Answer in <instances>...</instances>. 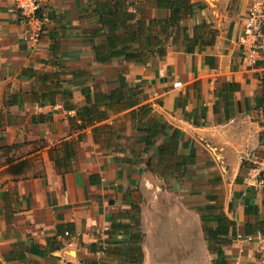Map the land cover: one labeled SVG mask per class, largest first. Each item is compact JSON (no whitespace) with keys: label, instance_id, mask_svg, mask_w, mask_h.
<instances>
[{"label":"crops","instance_id":"1","mask_svg":"<svg viewBox=\"0 0 264 264\" xmlns=\"http://www.w3.org/2000/svg\"><path fill=\"white\" fill-rule=\"evenodd\" d=\"M107 1L39 0L34 44L0 0V264H259L261 0Z\"/></svg>","mask_w":264,"mask_h":264},{"label":"built area","instance_id":"2","mask_svg":"<svg viewBox=\"0 0 264 264\" xmlns=\"http://www.w3.org/2000/svg\"><path fill=\"white\" fill-rule=\"evenodd\" d=\"M14 7L16 8L19 17L23 22L29 25L31 28L28 30V38L32 43H37L41 36V26L39 24L40 19L37 15V11L40 8L39 0H12ZM264 24V0H261L251 6L249 9V16L245 23L244 32L239 37V42L246 45L247 51L251 54L254 50V45L259 35L260 29ZM174 86L180 87L181 81L177 80L173 83ZM249 171L252 176L261 181L264 179V156L253 161ZM247 239H250L248 237ZM107 248V244H101V251L103 252ZM254 251L256 259L259 264H264V235H259L254 244Z\"/></svg>","mask_w":264,"mask_h":264},{"label":"trees","instance_id":"3","mask_svg":"<svg viewBox=\"0 0 264 264\" xmlns=\"http://www.w3.org/2000/svg\"><path fill=\"white\" fill-rule=\"evenodd\" d=\"M185 0H173L169 5H174V8L177 7L178 4H183ZM111 6L115 9L113 11L107 10V5ZM100 7V14L102 15V11H104V8H106V12L108 11V14H111V18L115 21L120 19L121 14H123V21H127L130 17L133 16V13L127 10V7L130 5V2L128 0H110V3L107 2H101L99 4ZM179 16L178 12L170 16L171 22L178 21ZM163 51L159 49V53H162ZM19 144H9V145H0V151H3L4 153H8L10 150L17 148ZM38 156H33L29 158H23V159H13L11 157H6L5 162L3 164H8L5 168L7 172L14 175L15 177H23L27 175V172L32 168L33 161L37 159ZM42 159L39 156V162H41ZM220 253V252H219ZM216 263L218 264H226L225 258L222 255H219V258L215 259Z\"/></svg>","mask_w":264,"mask_h":264}]
</instances>
